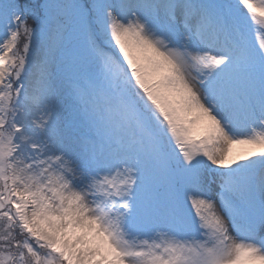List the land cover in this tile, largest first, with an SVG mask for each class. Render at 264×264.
<instances>
[{
  "label": "snow or ice",
  "instance_id": "6c2138e0",
  "mask_svg": "<svg viewBox=\"0 0 264 264\" xmlns=\"http://www.w3.org/2000/svg\"><path fill=\"white\" fill-rule=\"evenodd\" d=\"M0 264H264V0H0Z\"/></svg>",
  "mask_w": 264,
  "mask_h": 264
}]
</instances>
